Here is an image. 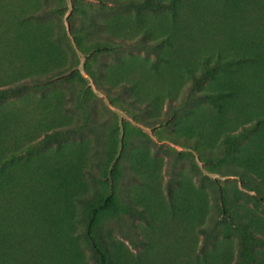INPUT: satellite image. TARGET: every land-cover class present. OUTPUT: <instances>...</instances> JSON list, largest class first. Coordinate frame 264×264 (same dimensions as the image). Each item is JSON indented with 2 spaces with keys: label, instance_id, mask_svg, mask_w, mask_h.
I'll list each match as a JSON object with an SVG mask.
<instances>
[{
  "label": "rangeland",
  "instance_id": "374dc122",
  "mask_svg": "<svg viewBox=\"0 0 264 264\" xmlns=\"http://www.w3.org/2000/svg\"><path fill=\"white\" fill-rule=\"evenodd\" d=\"M50 1L0 0V264H94V210L115 264H264V0Z\"/></svg>",
  "mask_w": 264,
  "mask_h": 264
},
{
  "label": "trees",
  "instance_id": "16d2710c",
  "mask_svg": "<svg viewBox=\"0 0 264 264\" xmlns=\"http://www.w3.org/2000/svg\"><path fill=\"white\" fill-rule=\"evenodd\" d=\"M46 8L38 13V14H33L29 18L34 20V21H43L48 18L49 16V10L51 11V1L50 0H44ZM108 4H112L113 6L117 7L118 9L121 10H131L133 9L135 12L140 13L143 11H156L159 10L163 7L162 2L158 0H142V1H137V0H126V1H120V0H109ZM69 30L70 34L74 40L73 36L76 37H81L84 40H86L89 43H92L96 40H101L103 37H105L104 34V29L105 25L101 23L97 18H90L89 21L86 20H80L78 22H72L69 25ZM61 41H64V38H61ZM65 46L70 47V44H68L67 41L63 42ZM65 77V73H60L56 77L50 79H62ZM206 75L203 74L199 78H196V80L200 83L204 79H206ZM31 86L28 83L20 84L16 87H11L7 89H0V101L9 98V97H16L21 95L24 91L29 89ZM76 134L75 129H68L63 132H56L55 133V138H53V142H59L63 139L66 138H72ZM49 138V136H47ZM259 193H262V190L259 189ZM262 195V194H260ZM264 199V196H260ZM111 202V197H108L105 200L104 205L102 208L107 207V205ZM130 209V215L133 218H142L144 219L145 217L143 216V213L136 208L132 207L131 205L129 206ZM97 210H94L93 214L91 217H87L86 215L84 216V233H83V238L86 241L90 253H91V258L94 262V264H115V259L114 256L109 248V245L107 241L105 240V237L97 234L95 232V227H94V222H95V215H96ZM88 218V219H87ZM244 233L245 236L253 239L255 241H259L263 246H264V238L259 237V236H254V234L245 226L243 225Z\"/></svg>",
  "mask_w": 264,
  "mask_h": 264
}]
</instances>
